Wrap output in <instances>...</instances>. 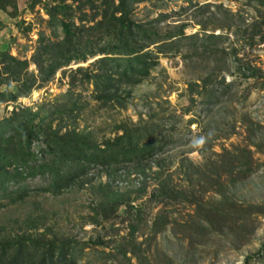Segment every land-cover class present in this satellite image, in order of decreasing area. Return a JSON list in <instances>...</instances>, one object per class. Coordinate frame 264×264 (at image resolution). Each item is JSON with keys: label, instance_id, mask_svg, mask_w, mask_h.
I'll return each instance as SVG.
<instances>
[{"label": "rangeland", "instance_id": "1", "mask_svg": "<svg viewBox=\"0 0 264 264\" xmlns=\"http://www.w3.org/2000/svg\"><path fill=\"white\" fill-rule=\"evenodd\" d=\"M10 1L17 11L13 7L0 11V52L30 61L40 37L62 39L61 28L49 22L43 6L32 10L31 0ZM67 4L79 6L73 0ZM132 9L139 23L166 15L158 26L162 30L186 24L187 37L195 39L182 40L176 53L159 55V65L146 81L122 88L123 106H104L95 99L94 88L83 83L71 90L70 71L88 68L94 61L89 59L59 71L53 81L16 102L0 97V124L15 108L50 109L73 91L83 106L76 126L98 142L115 138L120 125L155 126L165 146L144 163L152 168L149 177L131 173L128 165L116 178L93 171L90 183L59 196L34 192L24 205L2 210L0 222L42 215L55 234L75 243L76 264H125L122 250L128 251L133 264H245L264 245V42L250 41L243 31L264 17V0H154L135 3ZM209 35L218 38L209 40ZM237 58L245 69L239 71ZM250 67L263 73L250 78ZM30 71L37 75L34 65ZM204 82L209 86L205 95ZM7 91L17 94V86H0L1 93ZM243 150L250 152V161L240 158ZM227 152L241 162L222 172L219 186L197 176L186 180L185 159L197 166L208 161L221 165ZM159 164L162 180L171 179L178 190L194 192L203 201L202 209L154 197ZM101 183L130 192L133 199L141 194L133 204L141 211L130 217L121 208L111 223L95 225L93 209L100 200L96 189ZM41 185L40 179L29 182L31 189ZM239 206L249 213L237 215ZM210 207L220 208L225 220L208 215Z\"/></svg>", "mask_w": 264, "mask_h": 264}, {"label": "trees", "instance_id": "2", "mask_svg": "<svg viewBox=\"0 0 264 264\" xmlns=\"http://www.w3.org/2000/svg\"><path fill=\"white\" fill-rule=\"evenodd\" d=\"M76 1L78 8L68 5V0L56 5L45 4L46 0H31L30 8L43 6L49 22L61 28L63 37L57 41L40 37L30 61L20 60L9 51L0 52V86L16 85L18 90L17 94L0 92V97L8 96L16 102L53 81L59 71L73 63L82 64L94 59L88 68L70 71L71 90L83 83L94 88L95 99L104 106L114 103L123 106L119 94L122 88L146 81L159 65V55L176 53L182 40L195 39V35L187 37L186 24L159 29L166 15L148 23L137 22L132 5L154 0H73ZM8 7L17 11L15 2L0 0V11L6 12ZM243 33L249 35L252 42L255 38L264 42V17L246 26ZM217 38L215 35L208 37L209 40ZM236 60L239 71L245 69L243 61ZM31 65L36 67L37 75L31 73ZM248 70L250 78L263 73L251 67ZM208 87L204 82V95L209 93ZM63 99L50 109L41 106L37 112L15 108L0 124V212L24 205L34 192L59 196L76 186L84 187L91 182L88 178L93 171L116 178L121 167L128 165L132 167L131 173L145 180L149 177L147 174L152 168L144 163L152 160L165 146L154 125L139 124L133 128L120 125L117 127L119 135L98 142L91 132L76 126L83 106L73 91ZM240 153L243 160L252 159L249 151ZM221 158V165L208 161L202 166L185 159L187 164L182 167L188 169L186 180L191 182L197 176L206 183L219 186L222 172L235 161L241 162L232 152ZM157 168L160 183L155 198L203 208V201L194 192L178 190L171 179L163 181V166L159 164ZM37 179L42 185L36 190L31 189L29 182ZM96 190L100 200L93 209L92 221L97 226L111 223L121 208L130 217L141 211L133 205L141 194L133 199L132 193L116 191L109 183H101ZM237 209V215L249 213L240 206ZM206 212L225 220L220 208L210 207ZM46 222L40 214L0 222V264H76L75 243L60 238ZM127 252L122 250L121 253L125 264H133ZM245 264H264V245L256 254L248 256Z\"/></svg>", "mask_w": 264, "mask_h": 264}]
</instances>
